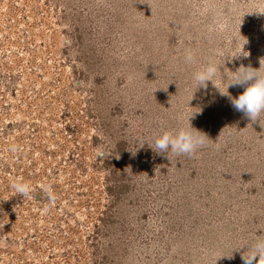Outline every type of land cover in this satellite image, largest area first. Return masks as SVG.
Instances as JSON below:
<instances>
[{"label":"rangeland","instance_id":"374dc122","mask_svg":"<svg viewBox=\"0 0 264 264\" xmlns=\"http://www.w3.org/2000/svg\"><path fill=\"white\" fill-rule=\"evenodd\" d=\"M209 60L219 90L192 80ZM241 65L264 75V0H0V264H244L264 112L232 106ZM189 117L205 146L151 148Z\"/></svg>","mask_w":264,"mask_h":264},{"label":"clouds","instance_id":"9594fccd","mask_svg":"<svg viewBox=\"0 0 264 264\" xmlns=\"http://www.w3.org/2000/svg\"><path fill=\"white\" fill-rule=\"evenodd\" d=\"M246 53L242 48L234 56L240 54L247 56L248 53ZM184 59L186 62H193L194 52L191 49L185 50ZM220 67L221 65H218L215 61L209 60L208 63L194 71L192 80L196 87H206L209 81L216 87L214 80L217 78L218 73H222ZM260 68L254 69L251 66L241 65L235 72L231 71V83L228 84V87L236 85L244 86V91L238 97H230V99L232 106L237 111L244 113L252 120H256L264 112V75L260 74ZM188 119V127H181L176 131L165 130L162 134L157 135L152 141L154 148H151L157 153H168L171 151L188 156L195 154L199 147L205 146L207 136L194 129L190 124V117ZM104 155V151L98 153L99 157H104ZM12 188L16 193L25 198H30L33 191L30 183L21 179L14 180ZM43 191L47 194L50 201L55 200L56 197L50 186H43ZM246 246L248 250L242 253L244 264H264V235H258L250 245Z\"/></svg>","mask_w":264,"mask_h":264}]
</instances>
